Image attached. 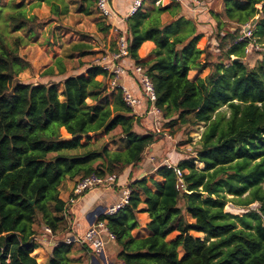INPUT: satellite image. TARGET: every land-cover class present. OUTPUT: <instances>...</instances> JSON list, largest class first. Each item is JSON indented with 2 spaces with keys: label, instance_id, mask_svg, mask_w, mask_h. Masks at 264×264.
<instances>
[{
  "label": "trees",
  "instance_id": "1",
  "mask_svg": "<svg viewBox=\"0 0 264 264\" xmlns=\"http://www.w3.org/2000/svg\"><path fill=\"white\" fill-rule=\"evenodd\" d=\"M43 1L54 15L68 11L67 0H38L35 6ZM81 2L90 15L96 0ZM261 3L264 0H223V10L213 13L218 22L217 33L211 35L181 14L178 0L127 18L129 57L153 80L160 117L170 127L206 125L195 155L176 164L184 172V187L175 169L163 165L156 173L164 183L151 180L157 191L149 187L147 175L132 176L158 137L150 126L138 132L143 116L126 104L121 90L110 92L107 82L97 78H108L109 71L91 64L84 72L68 74L58 57V72L53 65L43 74L60 76L59 82H22L20 73L31 66L22 53L28 38L16 35L10 41L0 33V264H40L33 256L40 247L38 228L48 226L53 234L71 230L64 215L66 201L60 198L67 179L91 173L119 177L126 170L130 203L108 218L123 264H264V58L255 67L243 61L256 33H264V5L257 7ZM2 9L7 10L4 20L11 32H34L44 23L35 14L27 15L15 0ZM166 12L171 20L165 23ZM105 20L97 26L108 36ZM248 22L259 29L245 36L242 26ZM148 40L156 44V58L142 62L138 50ZM90 48L85 42L72 46L82 55L91 53ZM115 49L116 42L110 51ZM213 50L220 53L217 62L211 61ZM209 67L206 77L189 78L191 70ZM225 104L229 117L221 110ZM152 118L146 115L145 120L152 125ZM117 129L120 136L114 141L124 143L123 148L110 149L103 137H93ZM228 194L236 198L230 200ZM229 201L243 206L259 202L262 214H233L225 210ZM142 212L150 216V234L135 237L132 231ZM48 264L84 260L75 257L72 244L60 242Z\"/></svg>",
  "mask_w": 264,
  "mask_h": 264
},
{
  "label": "rangeland",
  "instance_id": "2",
  "mask_svg": "<svg viewBox=\"0 0 264 264\" xmlns=\"http://www.w3.org/2000/svg\"><path fill=\"white\" fill-rule=\"evenodd\" d=\"M15 1L22 5V7L26 10L27 15L35 14L44 22L37 26L34 32L24 29L11 32V27H9L7 21L4 20L7 10H0V33L8 36L10 41H12L14 38L13 36L16 35L25 36V38H28V43L22 47V53L27 56L28 60L31 62V66L20 73L19 80L22 82H59L61 79L60 76H45L43 74L46 68L55 64L56 58H62L63 63L68 69V74H76V70L81 66L88 64L98 65L109 52H112L105 50L108 48V50H110L109 44L113 43L112 48L115 46L116 36H105L97 28V22L101 20V16L98 15L99 11L96 7V3L91 9V15H87L84 13L86 3L81 2V0H67L68 11L58 16L52 14L51 6L44 1L41 2L39 6H35L38 0ZM9 3L11 4V0H0V7H5L9 5ZM263 5L264 3H261L258 4L257 7L261 9ZM193 7L204 16L203 19H200L199 15L197 18L192 17V19L195 20L197 26H204L203 28L206 29L210 35L216 34L218 20L213 17V13H218L223 10V0H207L204 4L202 3ZM212 19H214V23H212ZM252 23L253 22H248L242 26V33L245 36L248 35V33L250 35V31H258L259 28H255V25L253 26ZM230 30L233 31L234 28H230ZM104 41H106V45H103ZM77 42H85L89 44L91 46L89 52L91 53L82 55V51L73 50L72 46ZM248 48L250 50L243 58V61L250 67H255L264 58V33L262 34L257 32L256 39L249 43ZM219 55L220 53L218 51H211V61H219L221 59ZM231 58L234 59L235 57L233 56ZM201 59L203 60L204 57L202 56ZM230 62L231 60H226L227 64H230ZM56 70L57 68L55 66V71ZM210 72L211 67L206 68L204 71L198 73L197 76L204 78ZM105 79L106 78L102 80L104 81ZM107 84L109 86L110 92L114 91V89L111 87L109 79ZM62 89V85L59 84V92H61ZM113 98L114 94L111 95V99ZM221 110L226 112L227 117L230 116L228 105H223ZM150 116L153 117L152 125L150 123V125L148 123L146 124V114H143L144 118L142 117L140 125L136 126V130L141 131V129H145L150 126L149 130L157 135L158 142L152 145H156V151L153 153V162L157 166L160 167L172 163L177 164L180 159L195 155V150L197 147H199V142L202 138L203 132L206 129V125L204 123L195 125L193 127L179 128L178 124L170 127L167 125L169 122L167 119L163 120L162 117H159V115L156 116L154 114H150ZM119 131L120 130L117 129L113 131L111 135L98 134L93 137L94 139L103 137V140L108 142V147L110 149H119L124 147V143H115L114 141L118 140V137L120 136L118 135ZM149 155L150 152L147 151L144 154V158ZM197 166L201 168L204 165L202 163H197ZM136 176L137 174L134 173L132 177L135 178ZM129 182L130 181H128V183ZM262 184L264 186V181ZM228 198L233 200L236 197L234 195L228 194ZM260 206L261 205L259 202L252 203L248 206H243L236 204L235 201H229L225 207V210L233 214H238L239 216L253 211L262 214L260 212ZM187 216L189 220H192L188 214ZM251 220L253 223H255L253 217H251ZM237 224L239 228L242 227L241 222L238 221ZM200 233H196L195 235L205 238L206 235L204 233ZM174 236L175 233L170 235L169 238L171 239Z\"/></svg>",
  "mask_w": 264,
  "mask_h": 264
},
{
  "label": "crops",
  "instance_id": "3",
  "mask_svg": "<svg viewBox=\"0 0 264 264\" xmlns=\"http://www.w3.org/2000/svg\"><path fill=\"white\" fill-rule=\"evenodd\" d=\"M133 2L134 0H110L111 8L114 11V15L110 19L105 20L107 24L110 26L109 34H108L109 36H118L120 32L127 30L126 22ZM200 3L204 4L205 1H200ZM168 4H170V1L168 0H148L144 5L143 10H148L157 5L165 6ZM181 4L183 6V10L181 14L184 15L185 17L197 18L199 15L200 19L204 18V16L201 15L200 12H198V10H196V8L193 7L196 6L195 3H193L192 6L191 5L188 6L186 3H181ZM102 19H104V17L101 16V20ZM162 20L163 22L166 23L169 20H171V16L166 12L162 15ZM211 21L212 23H214V19H212ZM198 27L201 31L206 30L203 28L204 26H198ZM112 44H109L110 50L112 48ZM103 45H106V41H104ZM155 48H156V44L153 41L150 40L145 41L138 50L140 61L148 62L156 58V55L154 53ZM94 49H104V48H94ZM108 49L105 50L110 51ZM123 63L127 68V71L124 75L120 76V82L124 84L133 93L134 96H136L141 100V102L135 107V113L141 117L143 116V114L150 115L148 114L147 111L149 109V105L144 100L143 97L141 83L138 80L137 76H135L132 71V68L135 65L134 60L128 57L123 61ZM89 65L90 64L79 67L76 70L77 71L76 74L84 72ZM56 71L58 72V70ZM198 73L200 72L197 70H191L189 72V78L191 80H196L197 78L200 77L197 76ZM97 78L99 80L100 79L102 80L105 77L99 75ZM104 81L108 83V78H106ZM138 132L145 133L146 131L144 129H141V131ZM148 151L150 152V155L144 158V161L138 168V172L136 171L134 173L137 174L136 176L137 178L140 176L147 175L148 178L150 179L148 182L149 187L154 191H157V188L154 186L151 180H156L159 183H164L165 178L156 173L157 168H159V166H157L153 162L154 161L153 153L156 151V145L150 147ZM128 181H130V171L126 170L124 174L119 176V181L114 187L95 188L91 191L86 192L78 203L70 204L69 214L66 215L65 218L71 230L67 228L63 231H58L57 233L49 234L44 230L45 226L38 228L39 232L37 235V239L40 243V247L33 252V256L38 260V262L40 264H48L49 257L55 246H57L60 242H63L68 236L81 234L85 232L87 228L91 225V221L93 220L92 213L97 212L96 214L100 213L101 215V213L107 206H109L118 199L122 188L127 185ZM74 183H75L74 180L67 179L66 182H64V184L61 186L60 198L62 200L67 202L69 197L72 195ZM138 217L140 219V224L137 228H135L132 231V233L135 237H146L150 234V232L147 229V224L150 221V216L148 213L142 212L139 213ZM193 233L196 234L200 232L194 231ZM72 249L73 251H75V257L77 259L84 260V264H93L95 256L93 255L89 247L80 246L74 243L72 244ZM118 251H119V246L117 245L116 240L108 243L106 253L109 259H111V261L113 262V264H123L121 260L117 259Z\"/></svg>",
  "mask_w": 264,
  "mask_h": 264
},
{
  "label": "built area",
  "instance_id": "4",
  "mask_svg": "<svg viewBox=\"0 0 264 264\" xmlns=\"http://www.w3.org/2000/svg\"><path fill=\"white\" fill-rule=\"evenodd\" d=\"M175 1V0H168ZM181 3H186L188 6L191 5L190 0H178ZM146 0H134L132 7L129 11L128 17L137 14L142 11ZM193 3L197 5L201 4L199 0H193ZM96 7L99 14L105 19H110L114 15V11L111 8L110 0H96ZM251 32V31H250ZM251 35V33H250ZM249 33L246 36H250ZM129 57V45L127 40V32L123 31L116 36V49L109 52L104 59L98 64L103 69L109 71L110 75L108 77L111 87L114 90H121L123 93V100L133 108L135 112V107L141 100L133 95V93L120 82V76L124 75L127 71L123 61ZM133 74L137 76L141 83L144 100L148 103L149 109L148 113L154 115H161V110L156 106L157 93L156 87L153 80L148 75L146 69L142 65H135L132 68ZM159 125V124H158ZM168 167L174 168L180 187H184L183 174L184 172L179 169L176 164H168ZM119 181L117 174H107L104 176L98 175L97 173H91L87 176H83L75 181L72 195L66 202V208L64 210V215L69 214V205L76 204L85 195L86 192L91 191L99 187H114ZM124 186L119 194L118 199L107 206L101 215L96 216L93 223L87 228V230L81 234H75L68 236L63 242L67 244H78L80 246L89 247L96 259L95 263L99 264H112L109 257L107 256L106 250L107 245L111 241L116 240V234L110 229L108 225V218L119 214L129 203L131 199V189L129 184ZM44 230L53 234L50 227L45 226Z\"/></svg>",
  "mask_w": 264,
  "mask_h": 264
},
{
  "label": "water",
  "instance_id": "5",
  "mask_svg": "<svg viewBox=\"0 0 264 264\" xmlns=\"http://www.w3.org/2000/svg\"><path fill=\"white\" fill-rule=\"evenodd\" d=\"M235 59H238V58L235 57ZM96 213H97V212H93V213H92V215H93V220L91 221V223H93V221H94V219L96 218V216L100 215V213H99V214H96ZM94 259H96V258H94ZM93 264H99V263H98V262L95 263V262L93 261Z\"/></svg>",
  "mask_w": 264,
  "mask_h": 264
}]
</instances>
